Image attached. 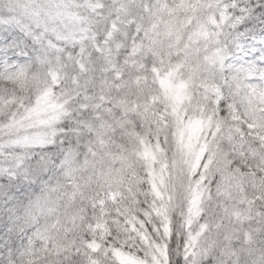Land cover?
Wrapping results in <instances>:
<instances>
[{
  "label": "snow or ice",
  "instance_id": "1",
  "mask_svg": "<svg viewBox=\"0 0 264 264\" xmlns=\"http://www.w3.org/2000/svg\"><path fill=\"white\" fill-rule=\"evenodd\" d=\"M0 264H264V0H0Z\"/></svg>",
  "mask_w": 264,
  "mask_h": 264
}]
</instances>
